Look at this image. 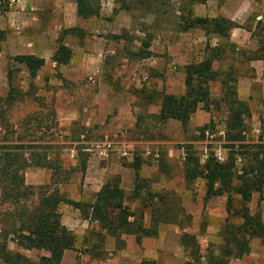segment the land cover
Masks as SVG:
<instances>
[{
    "label": "rangeland",
    "instance_id": "rangeland-1",
    "mask_svg": "<svg viewBox=\"0 0 264 264\" xmlns=\"http://www.w3.org/2000/svg\"><path fill=\"white\" fill-rule=\"evenodd\" d=\"M93 2L98 17L83 20L76 16L75 0H0V144L39 146L36 152H45L50 161L57 162V171L32 168L39 184L30 185L35 197L57 190L65 199L86 203L81 194L90 184V167L105 161L84 153L80 143L122 132L110 158L123 166L139 158L138 179L144 180L152 194L166 197L168 207L159 209L156 216L163 220L169 208L177 213L181 225L158 223L157 235L139 244L132 236L115 241L83 220L78 210L62 204L58 211L66 214L71 227H65L76 241L68 256L74 264H207L210 252L219 254L224 225L237 226L240 221L228 219L226 197L205 201L203 181L185 182V148L191 145L201 164L208 156L226 162L229 144H238L228 141L225 134L228 103L233 99L250 110L241 143L264 148V61L257 59L262 55L264 0ZM186 7L195 17H222L239 28L229 32L228 41L201 29L183 32L180 18ZM72 29L76 32L69 33ZM146 39L151 41V55L142 59L135 53ZM59 43L71 49L68 65L57 66L51 60ZM18 55L43 58L45 65L32 79L24 66L14 62ZM206 59H213L210 110H197L185 126L175 120L160 122L161 96L182 95L185 67ZM97 113L104 123L87 125ZM111 117L118 120L112 124ZM205 126L208 129L202 136ZM120 144L129 150L128 158L120 157ZM70 150L77 151L76 157H70ZM243 159L238 156V171L246 164L247 158ZM131 191H124L125 196ZM239 200L233 197L235 210ZM136 206L130 203L131 208ZM15 210V205L0 202V235L13 224ZM249 210L260 213L264 223V188L253 194ZM152 224L147 209L144 227ZM184 235L195 240L197 252L192 254L195 247L182 244ZM7 238L9 249L17 251L10 241L12 231ZM19 252L33 261L47 255ZM227 260L228 264H264V243L253 238L247 254Z\"/></svg>",
    "mask_w": 264,
    "mask_h": 264
},
{
    "label": "trees",
    "instance_id": "trees-1",
    "mask_svg": "<svg viewBox=\"0 0 264 264\" xmlns=\"http://www.w3.org/2000/svg\"><path fill=\"white\" fill-rule=\"evenodd\" d=\"M76 16L87 20L96 18L99 10L93 0H75ZM191 3H205L207 0H190ZM181 16L182 31L201 29L211 33L221 40H229V32L239 28L235 23L226 18H203L193 16L189 8ZM78 31V30H77ZM69 33L76 29L68 30ZM260 40L258 60L264 61V30ZM1 37V33H0ZM151 41H142L135 55L144 59L150 57ZM231 45V44H230ZM228 47V45H224ZM232 47V46H231ZM224 52V51H223ZM72 57L69 47L59 43L52 55V62L57 66L68 65ZM14 62L24 66L29 77L35 78L44 67L45 60L34 55H18L13 58ZM213 59H206L199 63H192L185 67L184 85L182 95L165 94L161 96L160 110L157 116L160 122L175 120L185 126L191 116L197 110H210L209 76L211 74ZM228 117L226 121V136L230 154L224 163H219L212 156H208L203 164L200 157L191 145L186 146V156L183 162V176L188 184L196 181L204 182L205 201L211 198L226 197V212L228 219H238L240 223H226L220 232L222 244L219 254L210 252L206 256L207 264H228V258L240 259L249 251V242L258 238L264 243V223L260 213L251 214L249 203L253 194L261 193L264 188V148L262 146H250L242 144L244 138L242 132L245 121L250 117L249 107L237 100L228 103ZM208 126L202 128V136ZM39 146L27 144H0V202L2 204L15 205L13 224L1 230L0 262L1 264H61L66 251H74L75 236L61 223V214L58 207L62 204L71 206L79 211L83 220L97 225L101 235L118 241L121 236L134 237L135 243L139 244L143 238L157 235L158 223L175 224L180 227L178 215L167 208L166 218L160 220L156 216L159 209L168 207L166 197L159 193L152 194L144 180L135 179V185L128 197L120 188V178L114 176L108 178L93 202H73L63 198L57 190L50 194H41L35 197L33 187L25 184V171L32 168L57 171V162H52L45 152H36ZM238 156L243 157L246 164L238 171L236 162ZM135 171L141 166V161L136 158L132 164L125 165ZM84 170V167H83ZM145 190V192H143ZM239 197V208L234 209L233 197ZM35 205H34V203ZM37 202V203H36ZM168 202V201H167ZM130 203H136L134 208ZM151 213V228L144 227L145 210ZM184 212H182V215ZM189 219V216H186ZM12 231L17 251L8 247V233ZM184 246H193L192 254L197 252V244L189 235L181 238ZM36 251L47 255L31 260L19 252ZM150 264V263H149Z\"/></svg>",
    "mask_w": 264,
    "mask_h": 264
},
{
    "label": "crops",
    "instance_id": "crops-1",
    "mask_svg": "<svg viewBox=\"0 0 264 264\" xmlns=\"http://www.w3.org/2000/svg\"><path fill=\"white\" fill-rule=\"evenodd\" d=\"M110 100V99H109ZM111 101H117L116 99H112ZM106 105H108L106 103ZM112 104H109L108 107L111 108ZM115 107H118L116 105ZM100 113L96 114V118L89 119L87 125H92L94 123H104L103 117L100 116ZM124 119V118H123ZM115 120H118V117H111V123L113 124ZM110 123V124H111ZM125 123V121L123 122ZM90 169L92 170V173L89 177L88 187L84 189V191L81 194V197L83 201H86L88 203L93 202L95 199L97 193L100 191L101 187L104 185L106 180L111 176H118L120 178V188L124 191H131L135 185V179L137 175H139L140 169L138 171H135L133 169H130L128 166L125 167L119 162L113 161V158H110L109 160L105 161L101 166H98L96 164H92ZM37 174L32 171V169H27L25 172V184L26 185H39L37 183ZM188 184V183H187ZM61 213V219L62 223L66 227H71L70 223L68 224L66 220V214ZM75 216H79L78 212L75 211ZM68 253L70 251H66L63 255L61 264H74V258L72 256H68ZM70 261V262H68Z\"/></svg>",
    "mask_w": 264,
    "mask_h": 264
},
{
    "label": "built area",
    "instance_id": "built-area-1",
    "mask_svg": "<svg viewBox=\"0 0 264 264\" xmlns=\"http://www.w3.org/2000/svg\"><path fill=\"white\" fill-rule=\"evenodd\" d=\"M122 135V132H117V134L104 135L100 140H83L80 143V147L82 148V151L88 154L91 158H95L99 161H107L110 156L117 151L116 149L119 145L120 136ZM120 145L121 147L118 151L120 157L128 158L130 156L129 150L124 145ZM76 155V150H70L71 158L76 157Z\"/></svg>",
    "mask_w": 264,
    "mask_h": 264
}]
</instances>
